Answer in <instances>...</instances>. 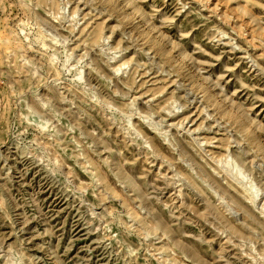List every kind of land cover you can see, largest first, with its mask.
<instances>
[{
	"label": "rangeland",
	"instance_id": "rangeland-1",
	"mask_svg": "<svg viewBox=\"0 0 264 264\" xmlns=\"http://www.w3.org/2000/svg\"><path fill=\"white\" fill-rule=\"evenodd\" d=\"M0 264H264V0H0Z\"/></svg>",
	"mask_w": 264,
	"mask_h": 264
}]
</instances>
